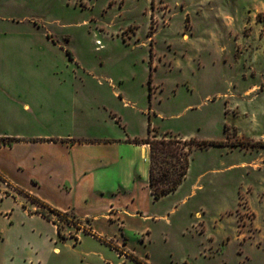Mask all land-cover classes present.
Returning a JSON list of instances; mask_svg holds the SVG:
<instances>
[{
    "label": "rangeland",
    "instance_id": "obj_1",
    "mask_svg": "<svg viewBox=\"0 0 264 264\" xmlns=\"http://www.w3.org/2000/svg\"><path fill=\"white\" fill-rule=\"evenodd\" d=\"M0 41V79L11 91L63 88L70 98L55 116L74 137L227 143L196 148L180 187L158 200L142 149L87 152L121 156L106 171L122 186L92 212L123 209L92 222L115 241L117 264H264V0H0ZM6 193L0 231L19 201ZM11 243L0 232V264Z\"/></svg>",
    "mask_w": 264,
    "mask_h": 264
},
{
    "label": "crops",
    "instance_id": "obj_2",
    "mask_svg": "<svg viewBox=\"0 0 264 264\" xmlns=\"http://www.w3.org/2000/svg\"><path fill=\"white\" fill-rule=\"evenodd\" d=\"M46 41L52 44L49 39ZM4 45L5 41H0V69L5 67ZM38 84L26 82L20 90L11 91L8 82L0 79V139L8 140L0 146V195L4 191L17 193L19 200L12 204L14 209L12 206L6 209L10 214L5 216V226L0 231L5 230V240L13 243L10 244L13 248L6 252L11 254L9 260L5 257V264H117L121 258L119 252L103 242L115 241L94 231L92 222L101 215L107 221H118L110 212L118 210V216L123 209L110 205L106 214L92 212L101 203V196L122 186L120 173L106 171L120 162L121 156L118 160L104 155L90 160L87 152L131 146L142 149L148 162L149 146L129 143L139 137L127 135L74 137L64 129L65 122L55 116L59 109L66 108L68 93L63 88L57 91L56 83L49 82L46 87L41 82ZM110 116L122 126L120 117L112 112ZM146 177L148 182V171ZM148 188L151 194L149 183ZM34 199L53 211L74 216L78 224L71 226L85 223L83 229L90 228V234L73 235L65 231L60 221L70 224L54 214L57 224L43 216L39 211L44 207Z\"/></svg>",
    "mask_w": 264,
    "mask_h": 264
},
{
    "label": "trees",
    "instance_id": "obj_3",
    "mask_svg": "<svg viewBox=\"0 0 264 264\" xmlns=\"http://www.w3.org/2000/svg\"><path fill=\"white\" fill-rule=\"evenodd\" d=\"M151 81L152 80L150 79V82ZM116 122L119 123L118 120H116ZM148 133H150V124L148 126ZM7 142L8 140L6 139H0V146ZM128 142L149 146L148 183L151 194L156 200L173 193L180 187L189 170L191 154L196 148L206 149L209 147L227 146L225 141L196 140L194 138L187 140L177 137H162L159 139L157 137L146 136L145 138H135ZM34 200L41 207H44L39 212L49 220H53L54 223L57 224V220L53 219L52 214L56 215L60 220H66L70 225L78 224V220L74 216L67 213L53 211L44 206L40 201L36 199ZM57 226L59 234H61V226L59 224ZM84 232L90 234L91 230L90 228H85ZM61 237L64 238L63 236ZM77 241L78 239L75 238V243ZM103 242L111 246L113 249L118 250L113 243L105 240H103Z\"/></svg>",
    "mask_w": 264,
    "mask_h": 264
}]
</instances>
